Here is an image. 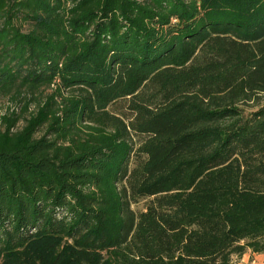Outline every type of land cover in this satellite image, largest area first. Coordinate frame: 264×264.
I'll list each match as a JSON object with an SVG mask.
<instances>
[{
    "label": "trees",
    "instance_id": "1",
    "mask_svg": "<svg viewBox=\"0 0 264 264\" xmlns=\"http://www.w3.org/2000/svg\"><path fill=\"white\" fill-rule=\"evenodd\" d=\"M0 96V264L264 253V0H0Z\"/></svg>",
    "mask_w": 264,
    "mask_h": 264
},
{
    "label": "rangeland",
    "instance_id": "2",
    "mask_svg": "<svg viewBox=\"0 0 264 264\" xmlns=\"http://www.w3.org/2000/svg\"><path fill=\"white\" fill-rule=\"evenodd\" d=\"M54 95V89H44L41 93H38L35 98L43 104L50 96ZM30 99L31 97L28 96ZM24 98L13 96H0V123L1 118L12 116L15 114L20 118L18 124L19 129H23L26 126V120L30 118V115L35 113L37 110L38 102H33L26 111V102ZM148 200H141L138 203L133 205V209L136 212H141L145 209ZM234 262L237 264H264V253L255 254L252 251L248 250L242 258L234 257Z\"/></svg>",
    "mask_w": 264,
    "mask_h": 264
}]
</instances>
